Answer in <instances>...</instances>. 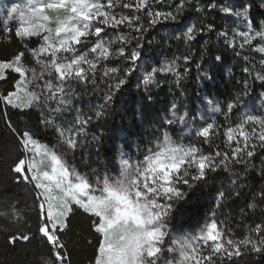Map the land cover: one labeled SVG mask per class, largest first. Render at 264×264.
Returning a JSON list of instances; mask_svg holds the SVG:
<instances>
[{"label": "snow or ice", "instance_id": "1", "mask_svg": "<svg viewBox=\"0 0 264 264\" xmlns=\"http://www.w3.org/2000/svg\"><path fill=\"white\" fill-rule=\"evenodd\" d=\"M186 2L181 0L174 11L181 12ZM0 10L6 13L2 20L5 31L10 32L9 22L18 18L15 35L25 41L24 51L0 61V80L16 74L12 90L0 93V114L6 117L9 107L39 109L38 126L51 128L56 133L57 144L46 145L30 126L17 132L12 122L5 119L18 152L9 173L13 183L31 188L37 233L50 250L45 264H70L62 237L68 231L69 217L76 213L87 217L95 236L94 264H227L249 251L264 253V220L250 230L255 239L250 234L236 240L215 219L206 222L198 235L178 234L179 229L170 227L176 205L185 199L187 190L206 182L210 172L230 170L232 164H243L246 170L257 147L255 143L250 144V140L258 139L259 147L264 150V116L245 114L246 119H241L236 127L227 123L221 126L214 120L204 122L202 117L200 127L194 128L195 113L189 115L187 109L181 112L173 103L170 115L163 122L165 130L148 142L143 153L133 156L121 151L114 162L108 161L101 170L93 169L92 179L78 172L65 158V150L74 154L83 147L88 125L104 115L115 92L127 83L131 69L121 76L119 67H108V64L113 60L130 64L139 61L140 37L158 24L176 22L177 15L173 11L155 10L151 0H28L23 8L13 4ZM222 11L242 18L244 30L217 31L212 24L200 29L189 26L176 39L188 45L190 51L198 34L214 32L245 61V73L251 75L255 71L245 51L258 53L259 63L264 68V21L254 26L248 7L242 12H234L230 7ZM33 40L35 44L29 48L28 43ZM132 41L135 47L129 46ZM25 53L32 57V67L23 63ZM183 59V72L173 60L146 73L142 79L145 91L158 83L154 79L157 73L173 74L179 87L191 70L186 66L191 63V57ZM213 59L217 64L224 63L221 55ZM196 68L199 71V63ZM97 72L102 73L100 83L107 91L103 93V103L84 114L72 107V100L77 97L75 86L91 84L95 88ZM204 76L210 78L207 73ZM254 78L264 84V72H257ZM247 89L245 82L242 95L229 101L224 109L215 97L200 99L207 112L222 114L225 121L235 120L244 104L243 97L248 95ZM147 99L151 100V96ZM70 110L76 113L73 120L57 123V118ZM255 125H259L258 132ZM248 126H253L251 132ZM168 128H179L181 139L174 140ZM221 131L226 136L229 151L205 153L202 145L208 144L211 148V137ZM186 132L198 135L201 146L183 144ZM92 140L98 137L92 136ZM88 155L84 154L82 162L85 164ZM260 174L264 175V168ZM232 182L236 184L235 179ZM224 196V192L218 193L219 199ZM17 239L30 237L21 233L20 237H13L12 242ZM167 255L172 258L165 259Z\"/></svg>", "mask_w": 264, "mask_h": 264}, {"label": "trees", "instance_id": "2", "mask_svg": "<svg viewBox=\"0 0 264 264\" xmlns=\"http://www.w3.org/2000/svg\"><path fill=\"white\" fill-rule=\"evenodd\" d=\"M151 2L155 10L173 11V14L177 15V21L158 24L144 32L140 37L141 59L135 64L123 60H113L108 64V67H119L121 76L131 69L130 75L126 77L127 83L115 92L114 99L104 115L88 125V136L83 147L78 148L74 154L65 150V158L69 164L81 174H86L89 179L95 175L93 169L101 170L108 161L114 162L121 151L133 156L137 152L143 153L148 142L158 138L165 130L166 125L163 122L170 115L169 110L173 103L181 112L187 109L189 115L195 113L194 128L200 127L202 117L204 122L214 120L221 126L227 123L236 127L241 119H246L245 114L264 116V84L254 78L257 72H264L258 53L245 51V55L249 56L255 66V71L250 75L243 71L247 66L245 61L236 56L214 32L205 33L203 36L198 34L190 51L188 45L176 39V36L181 35L189 26L200 29L212 24L217 31L244 30L243 19L226 15L222 11L224 7H230L234 12H242L248 7L252 23L258 27L259 23L264 21V0H187L178 14L174 10L181 0ZM212 4L216 7H211ZM8 27L10 32L5 31L0 15V61L11 59L17 51H24L25 41L15 35L16 23L12 20ZM34 44L35 40L28 43V47L31 48ZM129 46L135 47V41ZM215 55L223 56L224 63L217 64L213 59ZM185 56L191 57V63L186 65L191 70L181 80L179 87L173 74L157 73L154 79L158 83L148 86L145 91L142 79L146 73L173 60L177 61L178 70L183 72ZM23 63L28 67L33 66L32 57L28 53H25ZM197 63L200 65L199 71L196 68ZM204 73L210 78H206ZM101 75L102 73L97 72L95 88L91 84L86 87L75 86L77 97L72 100L73 108L87 114L103 103V93L107 89L100 83ZM14 76L16 74L11 73L7 80H0V93L6 94L12 90ZM245 82L248 84V95L243 97L244 104L235 120L225 121L222 114L207 112L200 98L215 97L219 106L224 109L229 101L234 100L237 95H242ZM148 96H151V100L147 99ZM75 114L71 110L63 113L57 118V123L71 122ZM39 117L40 110L35 108L9 107L6 117L0 114V264H45L49 259V246L37 233L38 220L31 188L13 183L9 173V166L16 159L18 152L15 141L5 125V119L11 121L17 132L30 126L42 143L55 146V131L39 127ZM252 127L248 126L247 130L251 132ZM255 128L258 132L259 125H255ZM167 130L174 140L181 139L178 135L179 128ZM92 136L98 137V140H92ZM240 139L242 144L243 140ZM225 141L226 136L221 131L211 137V148L208 144H203L202 147L205 153L210 150L229 151ZM182 143L201 146V139L198 135L186 132ZM252 143L257 145L256 154L249 160L247 169L245 170L243 164H232L228 171L220 169L210 172L206 182L197 183L187 190L185 199L176 205L170 227L179 229L178 234L198 235L199 229L206 222L215 219L236 240L250 234L253 239L256 238L250 230L264 220V175L260 174V170L264 168V150L259 147L258 139L250 140V144ZM85 153L89 154L86 164L82 162ZM234 179L236 184L232 182ZM220 192L225 193L223 199L218 198ZM237 192L239 195H236ZM13 205L14 208L11 207ZM68 223V231L62 237L66 245L67 260L70 264H94L95 236L90 230L87 217L76 213L69 217ZM21 233L27 234L30 239H17L13 243L12 238L20 237ZM171 258V255L165 256V259ZM227 264H264V253L249 251Z\"/></svg>", "mask_w": 264, "mask_h": 264}, {"label": "rangeland", "instance_id": "3", "mask_svg": "<svg viewBox=\"0 0 264 264\" xmlns=\"http://www.w3.org/2000/svg\"><path fill=\"white\" fill-rule=\"evenodd\" d=\"M13 4H20L23 8L28 4V0H0V9H2L4 6L11 7ZM0 15L2 17V20L6 18V13L3 10H0ZM13 21L16 23V27H18V18L14 19Z\"/></svg>", "mask_w": 264, "mask_h": 264}]
</instances>
